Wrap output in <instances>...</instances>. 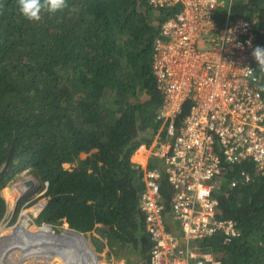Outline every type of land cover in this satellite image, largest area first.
Returning <instances> with one entry per match:
<instances>
[{
	"label": "trees",
	"instance_id": "16d2710c",
	"mask_svg": "<svg viewBox=\"0 0 264 264\" xmlns=\"http://www.w3.org/2000/svg\"><path fill=\"white\" fill-rule=\"evenodd\" d=\"M67 3L62 12L29 21L18 0H0V191L27 169L40 193L19 199L15 213L46 198L33 207L38 223L64 220L84 234L97 228L109 256L125 250L128 263L147 264L153 242L139 206L144 168L131 156L160 125L163 96L152 69L153 44L177 5ZM230 12L254 17L257 42L264 47V0H232ZM224 13L219 10V23ZM189 105L182 103L178 121ZM160 171L159 201L168 212L173 189L164 166ZM218 177L216 217L233 220L239 234L226 239L218 230L198 239L200 249L212 252L219 264H264V169L250 159L223 161ZM6 207L0 193V217ZM74 235L77 256L61 255L59 261L90 264V257L81 261L76 248L84 244ZM65 237L58 239L62 245ZM40 252L45 257L28 253L30 264H53Z\"/></svg>",
	"mask_w": 264,
	"mask_h": 264
},
{
	"label": "built area",
	"instance_id": "2783aa9c",
	"mask_svg": "<svg viewBox=\"0 0 264 264\" xmlns=\"http://www.w3.org/2000/svg\"><path fill=\"white\" fill-rule=\"evenodd\" d=\"M148 1L177 9L160 24L153 44L152 69L163 96L160 125L144 145L147 159L136 161L144 168L139 206L153 242L147 264H219L198 239L218 230L226 239L239 234L233 220L216 217L221 163L250 159L264 169V72L251 55L263 44L254 17L231 15L232 0ZM219 10L225 11L221 23ZM247 68L255 79L245 75ZM186 100L189 109L178 121ZM163 166L173 189L168 212L159 201Z\"/></svg>",
	"mask_w": 264,
	"mask_h": 264
},
{
	"label": "rangeland",
	"instance_id": "374dc122",
	"mask_svg": "<svg viewBox=\"0 0 264 264\" xmlns=\"http://www.w3.org/2000/svg\"><path fill=\"white\" fill-rule=\"evenodd\" d=\"M145 151H146V149H145ZM146 153H147V151H146ZM218 178L219 177L217 176L216 177L217 185L219 182ZM22 180L23 181L24 180H33L34 184L32 185L33 186L32 188L31 187L29 189L26 188V190H24L25 192L20 193V195L18 196V193L16 195V193L14 192L13 187L17 186V184L20 183V181H22ZM220 181H224V178L221 177ZM38 184H39L38 180L34 177L33 174L29 173L26 169V170H23L22 172H20L18 174V176L14 179V181H12L11 183H9L8 185L4 186L1 189L0 193L3 196V198L5 199V202L7 204L6 209L3 211V214L0 217V225L3 228L1 232L12 235L14 237V240L17 241L18 233L22 232L24 230V228L29 223H30V225H35L36 227H43L45 223H50V225H51V227L49 229L50 234L46 235V233H45L46 238L62 239L63 237H65L64 236L65 232L68 233L66 236L67 238L65 237L66 239L64 241V246H63L64 251L59 255V257L61 255H65V254H69V255L72 254L73 256H77V252H75L74 254L72 253L75 249V247L73 245L74 244L73 241L75 240V235L73 233L68 232V229H72V230H76V229L69 227V226L67 227L64 220L61 221L60 223H56V224L51 223V222H47V221L38 223L36 221L37 213L34 215V208L33 207L36 205L35 203L39 202V201H44V203L46 204V202H47L46 198H40L38 201L31 203L29 206L22 207L17 213H15V205L18 203L19 199H21L24 196L33 197V196H36L40 193L39 191H37ZM30 207H32V208L29 209ZM22 212H24L26 215L21 214ZM33 215H34V217H33ZM13 223H15V224H13ZM59 231H60V234H55ZM51 236H53V237H51ZM85 236H86L88 242L90 243V246L97 253H100L103 255V257L101 259H99V261H98L99 264H134V263H128L126 261V257H128V256L124 255L126 252L125 250H123V254L121 256H116V258L112 255L109 256L107 254V251H108L107 246L102 245V244L100 245V243H102V242L99 239H97V237L100 238V235L97 231V228L92 230L91 233L85 232ZM70 240H72L71 241L72 244H70ZM99 245H100V249H96L97 247H99ZM32 249H35V248H32ZM76 249L79 250L78 247ZM40 250L41 249L38 248V249H36V251L34 253L36 254V256L43 257L44 255L41 254ZM44 250H42V251L46 254V252H45L46 250L45 251ZM0 251H2V250L0 249ZM31 253H33V251ZM15 254L13 251V253L9 255L10 257H8V258L11 262H15V257H13ZM17 254H19V253H17ZM46 255L49 257L48 259H46V262L55 264L53 262V259L48 254H46ZM16 257L19 260H21L20 256L16 255ZM59 257H58V260L56 257V260L58 261V264H62L63 260L59 261V259H60ZM27 262H28V259L26 260V262L24 260H22L19 264H28Z\"/></svg>",
	"mask_w": 264,
	"mask_h": 264
},
{
	"label": "bare ground",
	"instance_id": "6f19581e",
	"mask_svg": "<svg viewBox=\"0 0 264 264\" xmlns=\"http://www.w3.org/2000/svg\"><path fill=\"white\" fill-rule=\"evenodd\" d=\"M14 192L18 193V191H23L22 188L18 187V186H14L13 187ZM21 214L26 215L24 212H22ZM34 224V223H33ZM2 227L0 225V249L2 251H0V264H19L22 260H24L26 262V260L28 259V264L30 263V258L28 257V253L32 254L33 256H36V254L34 253L36 251V249H32V247H30L34 241L39 240L41 238L44 239L41 241H38L37 243L40 244V242H46V246L47 249H45L44 251L53 259L55 264H58V257L59 255L64 251V248L62 245V242L59 241L58 239H54V238H46V235L49 234L50 232V227L46 224H44L43 227H36L35 225H30V223L24 228V230L22 232H19L17 235V241L14 240V237L10 234L7 233H2ZM66 238H64L65 241ZM73 240V239H72ZM70 240V244L71 241ZM78 248L80 249V246L78 245ZM28 249V250H27ZM14 251V256L15 257V262H11L9 260L8 257H10L9 255L12 254ZM30 251V252H28ZM81 252H85L84 250ZM19 253V254H17ZM29 254V255H30ZM17 256H20L19 260ZM45 257V256H43ZM57 257V260H56ZM92 261L93 258H91ZM96 262V261H94ZM98 263V262H97Z\"/></svg>",
	"mask_w": 264,
	"mask_h": 264
},
{
	"label": "clouds",
	"instance_id": "9594fccd",
	"mask_svg": "<svg viewBox=\"0 0 264 264\" xmlns=\"http://www.w3.org/2000/svg\"><path fill=\"white\" fill-rule=\"evenodd\" d=\"M18 5L21 15L29 21H40L43 13L51 16L68 7L67 0H18ZM246 43L251 46L250 40ZM251 55L258 62L259 70L264 72V47H254ZM245 75L255 79L250 68H247ZM260 90L264 91V87Z\"/></svg>",
	"mask_w": 264,
	"mask_h": 264
},
{
	"label": "water",
	"instance_id": "95a60500",
	"mask_svg": "<svg viewBox=\"0 0 264 264\" xmlns=\"http://www.w3.org/2000/svg\"><path fill=\"white\" fill-rule=\"evenodd\" d=\"M33 184H34V181L33 180H24V181L22 180V181H20V183H18L17 186L20 187V188H22L23 191H20V192L18 191V196L20 195V193L25 192L24 190H26V188L27 189H29L30 187L32 188L33 187L32 186ZM13 224H15V223H13ZM45 224L48 225L49 227H51L50 223H45ZM68 232L78 235L80 237V240H82V242L84 244L82 247H80V250H82V249L84 250L85 249V252H81L82 255H83V257H81L83 260H81V261H84V262L85 261H88V258L90 257V259L93 258V260L96 261V262H94V261L91 260L92 262L90 264H99L98 261H99V259H101L103 257V255L100 254V253H97L90 246V243L88 242L85 234L82 233V232L76 231V230H72V229H68ZM55 234H60V231L57 232V233H55ZM41 240L44 241L43 238L34 241L31 247L32 248H35V249L40 248L41 250L47 249V246L45 244L46 242H43L42 241V242H40V244L37 243L38 241H41ZM28 252H30V251H28Z\"/></svg>",
	"mask_w": 264,
	"mask_h": 264
},
{
	"label": "crops",
	"instance_id": "0c3cea01",
	"mask_svg": "<svg viewBox=\"0 0 264 264\" xmlns=\"http://www.w3.org/2000/svg\"><path fill=\"white\" fill-rule=\"evenodd\" d=\"M139 148H142L143 150H142V156L140 157L139 155L140 154H138V149ZM144 153V154H143ZM138 158H141V159H138ZM131 159H132V161H134V162H136V161H145L146 159H147V153H146V151H145V148H144V144H141L135 151H134V153L132 154V156H131Z\"/></svg>",
	"mask_w": 264,
	"mask_h": 264
}]
</instances>
